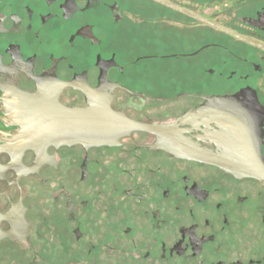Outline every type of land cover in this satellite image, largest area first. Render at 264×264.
Masks as SVG:
<instances>
[{
	"label": "flooded vegetation",
	"instance_id": "obj_1",
	"mask_svg": "<svg viewBox=\"0 0 264 264\" xmlns=\"http://www.w3.org/2000/svg\"><path fill=\"white\" fill-rule=\"evenodd\" d=\"M210 1L240 37L198 31L214 27L155 0H0V234L25 232L0 240V263L264 264V179L248 173L264 168V0ZM70 81L120 113L150 109L152 125L241 171L143 131L112 146L48 144L26 170L40 154L22 149L27 109L90 104ZM103 147L117 154L90 155ZM100 162L116 174L94 175ZM49 179L59 188L42 190Z\"/></svg>",
	"mask_w": 264,
	"mask_h": 264
},
{
	"label": "water",
	"instance_id": "obj_2",
	"mask_svg": "<svg viewBox=\"0 0 264 264\" xmlns=\"http://www.w3.org/2000/svg\"><path fill=\"white\" fill-rule=\"evenodd\" d=\"M167 6L178 9L205 24L223 30L229 34L240 37L239 34L197 13L180 8L167 0H155ZM63 86H74L81 89L90 104L83 107H65L54 103L45 110V107H30L27 109L29 127L23 133L22 149H35L40 147L37 160L26 170L36 169L42 163L44 146L48 144L85 146H112L117 145L119 138L133 131H143L156 135L165 141L172 151L189 160L211 164L223 169L235 172L241 171L238 164L231 163L221 156H216L200 149L187 145L179 138H175L174 131L168 126L145 124L134 121L122 113L113 110L109 101L99 91L86 83L74 81L65 82ZM252 170L248 173L252 176L264 179V168H258L251 163Z\"/></svg>",
	"mask_w": 264,
	"mask_h": 264
},
{
	"label": "rangeland",
	"instance_id": "obj_3",
	"mask_svg": "<svg viewBox=\"0 0 264 264\" xmlns=\"http://www.w3.org/2000/svg\"><path fill=\"white\" fill-rule=\"evenodd\" d=\"M134 1H137V2H142L143 0H134ZM177 3L180 4L181 6L185 7V8H188L189 10H192L193 12H196L198 14H204L206 16H208L210 19H213L229 28H232L234 30H239V25L237 24V21H235V19H232V18H229L226 12H224V8L221 6V5H216L215 2L213 1H210V0H177ZM216 5V6H214ZM218 8L219 10L212 13V14H208L207 11L208 9H216ZM173 13V11H171ZM198 31H202V32H205V33H212L213 35H220V36H223V37H226V35L220 31H217L215 30V28H211V27H208V26H204V25H200L198 23ZM233 43H235V41L231 40ZM237 44V43H235ZM114 109L118 110L116 107H114ZM122 111L123 114H125L127 117L133 119V120H136L137 122H143V123H155L159 118L156 116V115H153L151 114V110L146 108L144 109L141 113H131V112H128L126 111V109L123 111V110H120ZM137 135V134H135ZM135 135H131L128 139L130 140H134L136 139L137 137H135ZM144 140V139H143ZM145 140H151L150 137H147L145 138ZM82 148V147H80ZM76 151H78V148L75 149ZM104 152H109V153H112L114 155L117 154V152L115 151H111L110 150V147H103V148H92V150H90V155L93 154V157L95 156H102L104 154ZM87 158H89L87 156ZM95 163V162H94ZM93 162L89 163V166H92L94 165ZM96 164V163H95ZM109 164H103L102 162H100V165L99 167L97 168V170H95L94 172V175H97L99 174L101 177H104V178H108L109 175H113V174H116V173H113L111 172V170L109 171ZM75 167L78 168V165H76ZM96 168V167H95ZM94 168V169H95ZM124 168H127V167H124ZM123 168V169H124ZM79 169V168H78ZM93 169V170H94ZM121 169H119L117 171L121 173ZM107 174V175H106ZM59 188V181H56V180H47V182H45V186L42 188V190L44 189V191L48 192V191H51V190H54V189H57ZM45 196H44V199H42V202H41V205H45L48 207V205L50 204V198L48 197V195L46 193H44ZM25 232H24V226H22L21 228L18 229V232L16 233L15 236H12L11 234L8 235V233H1L0 234V240L4 237H7V238H12V237H15L16 239H19V240H22L25 238ZM28 259V258H26ZM53 259H55V257L52 256L51 258V262H56L58 259L59 261H61L60 259L62 258H58L56 260L53 261ZM2 264V263H0ZM61 264V262H60Z\"/></svg>",
	"mask_w": 264,
	"mask_h": 264
}]
</instances>
